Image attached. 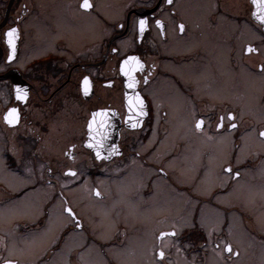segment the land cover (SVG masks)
I'll return each mask as SVG.
<instances>
[{
	"label": "flooded vegetation",
	"instance_id": "1",
	"mask_svg": "<svg viewBox=\"0 0 264 264\" xmlns=\"http://www.w3.org/2000/svg\"><path fill=\"white\" fill-rule=\"evenodd\" d=\"M89 2L0 0V264H114V231L125 225L113 223L112 242L102 241L100 187L110 182L114 195L131 174L138 206L130 222L167 219L157 206L193 208L192 226L153 233L151 264H264V103L257 118L230 95L234 86L245 95L247 78L264 95V30L253 1ZM128 74L135 94L127 105ZM13 108L17 123L9 124ZM93 116L100 131L120 124V154L97 158L91 141L103 138L91 137ZM248 133L257 140L250 149ZM199 136L221 142L219 173L215 148L201 154ZM212 212L218 230L203 219Z\"/></svg>",
	"mask_w": 264,
	"mask_h": 264
},
{
	"label": "rangeland",
	"instance_id": "2",
	"mask_svg": "<svg viewBox=\"0 0 264 264\" xmlns=\"http://www.w3.org/2000/svg\"><path fill=\"white\" fill-rule=\"evenodd\" d=\"M247 30L248 31L246 34L247 36L246 39L253 40L256 37L257 33L252 32L251 28L249 27H247ZM252 71L248 67V69L246 70V74L255 76V74ZM255 78L257 77L255 76ZM263 80H264L263 76L258 77V81L261 82ZM240 90H241V86H234V88L232 87L230 88V95L232 99L238 100V102L242 105L244 109V113L249 114V115L252 114L254 117L256 115H259V109L257 108L256 104L260 102L264 103V95L261 93L263 91V86L259 85L257 81L253 82V81L248 80L247 78L246 89H245L246 94L243 95L242 94L243 89L242 91ZM262 116L264 117V114ZM258 117L262 118L260 117V115ZM183 129L185 130L184 134H188V136L193 135L191 127L186 125ZM248 137H249V133L246 135V139ZM198 139H199L198 150L201 154L204 153L203 151L212 149V147L215 148L214 155H213L214 162H212V168H214L215 173H219V170H218L219 166L221 165L223 161L227 159V157L224 156V154L226 153L221 148V145H220L221 142H219L216 139L214 142V145H211L210 142H206V140L201 136H199ZM256 141L257 140L254 134L250 136L246 141L247 149L251 147L252 145H256ZM188 148H190V145H188ZM229 148H230V145H229ZM199 165H200V162L198 163V166ZM134 176H135L134 174H131L129 175V180H127L128 176H124V178H122L121 180H118L116 184H117L118 190L120 191L117 193V190L114 187L115 189L114 195L112 194V191H111L112 186H110V182L105 183L106 182L105 178L103 179L105 184H103L100 187L101 190L104 191L106 194L105 198L100 200L101 201L100 225L102 226V234H101L102 241H104L107 244L112 242L110 241L112 226H113V223L117 221H120V220L122 222L124 221L123 224L125 225V227L124 225L120 226V224L119 226L124 227L123 229L124 231L125 229H127L126 234H124V231L120 230L121 228H119V231L117 232L114 231V243L116 244V246L114 247V257L116 258V259L114 258L115 259L114 264H144V263L151 264L153 262L152 248L155 246V242H156V238L153 236V233L156 230H158L161 226L166 227L169 225L179 226V228H182L187 225L192 226L190 217H191L193 208L189 206H182L180 205V203H179V206L175 208H171V209H168L169 206H166L168 208H163L162 206L161 209H159L158 208L159 206H157V211H158L156 212L157 214L166 213L169 216L167 219L161 222H157L156 220H154V218H152V216L148 218L145 217L147 220H149L148 225L150 228L148 229H146L147 224L145 223L147 220L144 223L130 222L129 216L130 214H132V210L136 206H138L137 204L138 200L135 197L131 196L129 193L130 186L133 185L134 183V181L131 182ZM224 181H225L224 178L220 177L219 182L215 179L214 181H211L210 185L212 186L214 184L223 183ZM76 192H79V191H76ZM127 194H129V196ZM77 198H80V197L77 196ZM82 198H85V196H83ZM175 199L176 201H179L180 199H184V196L178 195ZM215 210H216V213L220 214L219 209L215 208ZM143 212H144V216L145 214L147 216V212L146 211H143ZM216 213L213 214L212 212L211 217H209L208 215H205L203 217L206 223V226H208V228L209 227L212 229L214 228V230H218L221 224V218L219 219V221L215 218ZM53 214L63 215L64 212L63 214L61 212L59 213L55 212ZM135 219H139V218H135ZM230 227H231L230 230L233 232L234 231L233 227L239 228V224L237 222L231 223ZM235 237H239V235L236 234ZM116 240H119V243H116ZM76 243L79 244L78 241ZM73 245H76V244H73Z\"/></svg>",
	"mask_w": 264,
	"mask_h": 264
},
{
	"label": "water",
	"instance_id": "3",
	"mask_svg": "<svg viewBox=\"0 0 264 264\" xmlns=\"http://www.w3.org/2000/svg\"><path fill=\"white\" fill-rule=\"evenodd\" d=\"M253 1V0H252ZM254 3V2H253ZM261 15H264V0H257L256 3H254V11H253V18L262 25V28L264 30V21H261L259 17ZM132 84L130 75L128 74L126 78V85H125V90H126V102L129 97H132L135 93H133V87H129L128 85ZM135 87V86H134ZM128 105V102H127ZM93 119V120H92ZM129 116L127 115L126 117V124L130 125L129 122ZM95 116H93L90 120L89 129L91 130L92 134L91 137L95 138V134L98 136H102L103 141L97 142L96 140H92V147L97 153V151L100 152V157L101 154L103 157L109 158L112 157L113 155L120 154L121 149L119 148L118 141H119V135H120V124H114L113 125H103L102 130L100 131V125H98V122H96L95 125ZM138 125V124H137ZM131 126V125H130ZM97 130H96V129ZM90 132V133H91ZM100 144L102 145V148H100ZM162 233H167L166 231ZM168 233L173 234V231H168ZM161 237V234H160Z\"/></svg>",
	"mask_w": 264,
	"mask_h": 264
},
{
	"label": "snow or ice",
	"instance_id": "4",
	"mask_svg": "<svg viewBox=\"0 0 264 264\" xmlns=\"http://www.w3.org/2000/svg\"><path fill=\"white\" fill-rule=\"evenodd\" d=\"M169 2H170V0H169ZM253 2L256 3L257 0H253ZM81 7L82 8H85V9L90 8L91 7V4H90L89 0H82ZM259 19L261 21H264V15H261L259 17ZM139 23H140V27H141V31H142L143 28H144V26H145L146 21L144 19H142V20H140ZM156 23L159 24L160 21H157ZM180 27H181V29H183V25H181ZM16 31H17L16 28H12V29L9 30L8 35L11 36L13 33H16ZM9 43H11V40L9 41ZM247 50L248 51H252L253 49L251 47H249ZM9 58L11 59V57H9ZM129 59H136V58L135 57H130ZM261 67L264 68V65H262ZM85 80H87V78H85ZM128 86L130 88L131 87H134L133 84H129ZM17 87L19 88V86H17ZM26 95H27V93L25 92L24 96L20 97V99L26 98ZM140 102H141V104L143 103L142 101H140ZM16 112H17V109L13 108V109H10L9 110V114L6 115L5 119L7 120V122L9 124H15V123H17V118L13 115ZM229 116L231 117L232 114L230 113ZM202 124H203V120L197 121L196 124H195L196 129L199 130L201 128ZM89 126L91 127V125H89ZM133 126H135V125H133ZM221 126H222V123L217 125V127H221ZM229 127L234 128L235 125L234 124H230ZM260 136L261 137H264V131H261L260 132ZM99 157H100V152L97 151V158H99ZM226 171H229L230 172L231 169L230 168L229 169H226ZM68 173L71 174V175H75V173H74V171L72 169H69L68 170ZM236 176H239V173H236ZM96 195H100L99 191L96 192ZM65 211L68 212L69 214L73 215V216L75 215L74 213H72V209L71 208H66ZM164 235H167V234L166 233H161V236H164ZM227 250L228 251H231V246L230 245L227 247ZM159 254H160V256H163L164 255L163 252H160ZM3 264H16V262L15 261H12V260H5V261H3Z\"/></svg>",
	"mask_w": 264,
	"mask_h": 264
}]
</instances>
